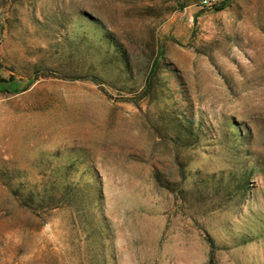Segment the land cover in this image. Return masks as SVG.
Masks as SVG:
<instances>
[{
	"label": "rangeland",
	"instance_id": "rangeland-1",
	"mask_svg": "<svg viewBox=\"0 0 264 264\" xmlns=\"http://www.w3.org/2000/svg\"><path fill=\"white\" fill-rule=\"evenodd\" d=\"M0 264H264V0H0Z\"/></svg>",
	"mask_w": 264,
	"mask_h": 264
}]
</instances>
